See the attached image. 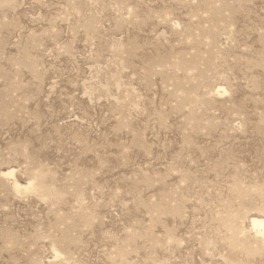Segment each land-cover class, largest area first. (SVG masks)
I'll return each mask as SVG.
<instances>
[{
    "label": "rangeland",
    "instance_id": "rangeland-1",
    "mask_svg": "<svg viewBox=\"0 0 264 264\" xmlns=\"http://www.w3.org/2000/svg\"><path fill=\"white\" fill-rule=\"evenodd\" d=\"M264 0H0V264H264Z\"/></svg>",
    "mask_w": 264,
    "mask_h": 264
},
{
    "label": "bare ground",
    "instance_id": "bare-ground-1",
    "mask_svg": "<svg viewBox=\"0 0 264 264\" xmlns=\"http://www.w3.org/2000/svg\"><path fill=\"white\" fill-rule=\"evenodd\" d=\"M252 224L255 229L261 230L264 233V219L253 218Z\"/></svg>",
    "mask_w": 264,
    "mask_h": 264
}]
</instances>
